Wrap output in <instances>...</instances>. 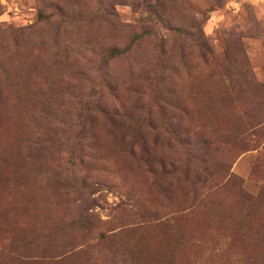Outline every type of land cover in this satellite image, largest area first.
Listing matches in <instances>:
<instances>
[{
	"label": "rangeland",
	"instance_id": "obj_1",
	"mask_svg": "<svg viewBox=\"0 0 264 264\" xmlns=\"http://www.w3.org/2000/svg\"><path fill=\"white\" fill-rule=\"evenodd\" d=\"M160 1L0 0V264H264V0Z\"/></svg>",
	"mask_w": 264,
	"mask_h": 264
},
{
	"label": "trees",
	"instance_id": "obj_2",
	"mask_svg": "<svg viewBox=\"0 0 264 264\" xmlns=\"http://www.w3.org/2000/svg\"><path fill=\"white\" fill-rule=\"evenodd\" d=\"M160 0H155V3H156V5L157 6H159L160 5ZM150 6L149 5H145V8H149ZM147 26V25H146ZM143 38V35H141V34H137L136 35V38H134V40L136 39H142ZM159 47H161L160 45H159ZM128 50V46H125V47H123V48H121V49H119V48H116V46H113V47H111L110 49H109V53H111V56H121V55H123L126 51ZM142 107H144V105H142L141 104V106H138L137 108H135V109H137V110H140ZM145 108V107H144ZM105 114H108V109L107 108H105L104 109V111H103ZM109 115H111V117H115V115H117L116 114V112H114V111H112V112H109ZM146 128H147V130H154V127H152V125H151V123L149 124H147L146 125ZM160 165L161 164H159V167H160ZM168 166L170 167V168H172L173 167V164L171 163H169L168 164ZM248 254H250V256H248V258L246 259V260H248V259H251V257L252 258H255L258 254L256 253V252H251V253H248ZM236 256H238V255H236ZM240 256V255H239Z\"/></svg>",
	"mask_w": 264,
	"mask_h": 264
}]
</instances>
